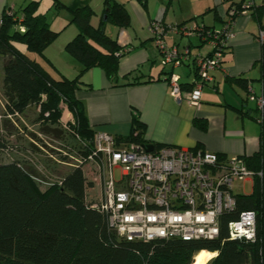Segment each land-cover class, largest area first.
<instances>
[{
    "label": "trees",
    "instance_id": "obj_1",
    "mask_svg": "<svg viewBox=\"0 0 264 264\" xmlns=\"http://www.w3.org/2000/svg\"><path fill=\"white\" fill-rule=\"evenodd\" d=\"M249 2L252 1L230 5L226 20L231 10ZM51 8L67 9L58 0H53ZM38 9L39 2L32 1L22 8L21 15L11 10L13 15L8 16L4 10L1 16L0 63L3 64L4 109L22 116L28 107L34 106L38 111L37 123L57 129L61 128L62 110L59 105L62 102L73 119L68 127L70 132L92 141L96 132L89 128L76 92L82 75L92 68L101 69L111 83H117L120 59L129 50L107 34L106 28L109 25L119 30L127 28L130 23L127 9L115 0H104L96 26L91 23L95 13L90 7L70 11L69 24L76 27L77 34L65 45L64 51L80 65V70L73 79L62 77L59 80L27 55L28 52L43 58L44 51L59 36L50 28L45 13ZM250 10H256L253 2ZM261 30L264 31V27ZM258 64L264 83V46ZM193 71L195 76L188 91L198 80L196 71ZM187 87L181 85L182 90ZM247 102L248 98L245 99ZM255 113L253 119L258 122L256 105ZM258 124L264 135V117ZM131 125L130 135L117 138L119 142L145 147L152 145L154 149L165 146L145 142V125L137 117L132 118ZM193 125L203 131L207 129L205 119L195 118ZM195 148L201 146L196 145ZM15 149L4 136L0 137L1 155L17 152ZM242 158L251 171H262L264 181L263 149ZM219 159L224 160L225 157L219 155ZM32 167L23 159L0 163V264H192L194 258L204 251L216 254L211 264H264V196L257 182L251 194L236 195L233 212L220 217V232L215 240L127 242L108 228L106 215L92 207L89 191L94 183L85 178L80 168L70 169L60 183L41 190L42 187L32 179ZM242 211L257 214L255 243L229 237L228 223L236 220Z\"/></svg>",
    "mask_w": 264,
    "mask_h": 264
},
{
    "label": "crops",
    "instance_id": "obj_2",
    "mask_svg": "<svg viewBox=\"0 0 264 264\" xmlns=\"http://www.w3.org/2000/svg\"><path fill=\"white\" fill-rule=\"evenodd\" d=\"M32 1L39 2L40 7L43 0H0V19L4 10H13L21 15L22 8ZM58 1L67 9L51 8L52 1L45 12L50 28L59 33L58 38L44 51L43 58L36 54L29 56L39 62L53 78L73 79L80 65L64 51L65 45L77 34L76 27L69 24L70 11L90 7L95 13L91 23L96 26L104 0ZM115 1L125 5L130 23L127 28L120 30L109 25L106 32L115 37L118 44L127 47L129 52L120 59L115 85L99 68H92L82 75L76 98L83 104L89 128L115 138H126L131 132L132 118L137 117L145 125L144 140L148 144L178 149H192L200 145L201 149L226 158L250 157L260 148L264 151L262 127L253 119L255 105L252 102L245 103L250 88L256 97L264 96V83L258 64L263 46L255 40L261 27H264V0H251L256 10H250L235 19V36L221 67L213 72L212 81L203 89L199 107L190 106L185 101L178 104L171 97L166 73L176 74L180 85L188 86L183 89L187 92L194 80V69L190 63L173 70L162 67L148 27L151 22L157 21L162 25L190 26L198 23L220 28L230 5L247 0ZM50 13L52 20L49 21ZM54 23H57L56 28ZM60 38L59 45H54ZM165 41L168 46L175 45L179 49L189 47L192 54L210 53V47L197 38L185 39L168 34ZM0 90V96L4 97L2 88ZM33 108L28 107L22 114L21 122L29 130L35 126H28L25 115ZM71 117L69 112H65L62 119L65 121ZM195 118L206 120L205 131L193 125ZM21 152H25L24 148Z\"/></svg>",
    "mask_w": 264,
    "mask_h": 264
},
{
    "label": "built area",
    "instance_id": "obj_3",
    "mask_svg": "<svg viewBox=\"0 0 264 264\" xmlns=\"http://www.w3.org/2000/svg\"><path fill=\"white\" fill-rule=\"evenodd\" d=\"M251 7L252 2H249L231 10L227 20L216 30L206 29L202 24L179 26L151 22L148 30L159 52L161 66L173 70L190 63L197 74V82L185 92L179 77L172 72L166 73L170 95L178 104L185 101L199 107L203 89L212 81L213 72L220 68L223 54L235 36V18L246 15ZM6 14L12 16L13 12L7 10ZM168 34L185 39L196 37L210 47V53L192 54L189 47L168 46L165 41ZM255 40L264 46L263 30H259ZM247 98L255 103L261 123L264 96L256 97L250 88ZM59 108L62 110L61 129L66 135L60 140L52 139L57 147H52L54 152L48 154L49 158L58 166L80 168L85 178L94 183L92 190L98 186L99 197L89 198L92 207L106 215L108 228L119 239L127 242L215 240L220 232V217L236 207L233 183L250 182L253 191L257 182L264 196L262 171H251L241 156L220 160L218 154L201 148L171 146L153 148L148 153L145 146L119 142L103 132H96L92 141H87L70 132L68 127L73 119L63 121V114L68 110L62 102ZM21 120L19 113H8L3 106L2 123L9 122L19 130ZM33 165L46 175L44 178L32 175L40 187L60 183L63 178L47 174L44 166ZM116 170L119 171L117 178ZM256 223L254 211L240 212L236 220L228 223L230 239L257 242Z\"/></svg>",
    "mask_w": 264,
    "mask_h": 264
},
{
    "label": "rangeland",
    "instance_id": "obj_4",
    "mask_svg": "<svg viewBox=\"0 0 264 264\" xmlns=\"http://www.w3.org/2000/svg\"><path fill=\"white\" fill-rule=\"evenodd\" d=\"M53 0H43L40 3L39 12L45 13L48 10L49 5ZM52 13L48 16L49 21L52 20ZM52 22V21H51ZM55 28L57 23L53 25ZM67 37V35H66ZM60 38L54 45H59L61 42ZM32 53H28L30 55ZM161 61V60H160ZM158 66V65H157ZM52 73V71H50ZM2 80H3V64L0 63V88H2ZM1 91V90H0ZM2 92V91H1ZM0 92V93H1ZM4 97L0 96V115L3 111ZM38 115L37 108H33L28 111L27 115H25V119L28 123V126H35L33 129H28L22 122L18 123L19 130L14 128L12 124L4 121L3 123L0 121V136H4L7 141L11 144H14L17 152H10L6 155H1L0 153V163H6L11 160H27L29 163L38 164L44 166V169L47 174H51L53 177H64V175L70 171V168L64 166L56 165L51 158H49L48 154L54 152L52 147H57V143L53 142L52 139L60 140L65 137L66 133L57 127L51 128L49 126L39 125L36 121ZM31 140V142H29ZM25 150V152H21V149ZM21 153V154H20ZM20 154V155H19ZM21 156V157H20ZM30 160L32 162H30ZM33 175H36L40 178L46 177V175L42 174L40 170H37L36 166L33 165ZM115 177L119 176V171H115ZM51 176V177H52ZM233 192L237 195H249L252 192V184L250 182H235L232 186ZM41 190H44L42 187ZM99 188L96 186L93 190L89 191V198H98L99 197ZM211 258V259H210ZM214 255L210 254L209 260L206 264H211L214 259Z\"/></svg>",
    "mask_w": 264,
    "mask_h": 264
},
{
    "label": "bare ground",
    "instance_id": "obj_5",
    "mask_svg": "<svg viewBox=\"0 0 264 264\" xmlns=\"http://www.w3.org/2000/svg\"><path fill=\"white\" fill-rule=\"evenodd\" d=\"M214 257L216 254H213ZM210 254L206 251L199 253L193 260L192 264H206L209 260ZM211 259V258H210Z\"/></svg>",
    "mask_w": 264,
    "mask_h": 264
},
{
    "label": "water",
    "instance_id": "obj_6",
    "mask_svg": "<svg viewBox=\"0 0 264 264\" xmlns=\"http://www.w3.org/2000/svg\"><path fill=\"white\" fill-rule=\"evenodd\" d=\"M145 151L146 152H152L153 151V146L152 145H147L146 147H145ZM215 257H216V255H215Z\"/></svg>",
    "mask_w": 264,
    "mask_h": 264
}]
</instances>
